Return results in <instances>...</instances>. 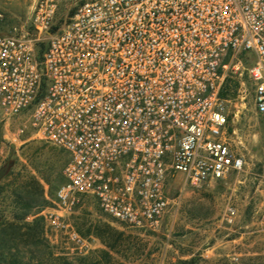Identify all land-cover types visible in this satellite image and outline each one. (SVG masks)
Returning <instances> with one entry per match:
<instances>
[{
	"label": "built area",
	"instance_id": "2783aa9c",
	"mask_svg": "<svg viewBox=\"0 0 264 264\" xmlns=\"http://www.w3.org/2000/svg\"><path fill=\"white\" fill-rule=\"evenodd\" d=\"M228 80L249 83L264 117V0H31L20 28L0 27V125L29 117L69 156L46 229L84 255L66 222L84 197L156 231L173 176L198 189L241 171Z\"/></svg>",
	"mask_w": 264,
	"mask_h": 264
},
{
	"label": "rangeland",
	"instance_id": "374dc122",
	"mask_svg": "<svg viewBox=\"0 0 264 264\" xmlns=\"http://www.w3.org/2000/svg\"><path fill=\"white\" fill-rule=\"evenodd\" d=\"M30 11L31 0H0V27L6 32L20 28ZM232 97L238 106H232L237 117L231 121L236 133L231 132L230 141L245 162L243 169L198 189L185 185L182 175L173 176L167 186L169 210L156 231L119 224L93 197H84L66 216L69 226L87 242L89 250L82 256L106 248L99 234L112 228L142 240L146 254H151L147 264H187L192 259L194 264H264V117L255 109L248 82L239 84ZM20 128H25L22 135ZM68 161L64 150L34 137L29 117L0 125V169L8 167L0 182V223L12 222L20 214L17 194L36 186L42 188L45 200L40 212L52 207L65 182ZM229 208L236 211L232 223L227 220ZM35 211L28 221L40 216ZM46 234L55 256L77 259L63 233L46 229ZM104 236L108 242V234Z\"/></svg>",
	"mask_w": 264,
	"mask_h": 264
},
{
	"label": "trees",
	"instance_id": "16d2710c",
	"mask_svg": "<svg viewBox=\"0 0 264 264\" xmlns=\"http://www.w3.org/2000/svg\"><path fill=\"white\" fill-rule=\"evenodd\" d=\"M239 84L228 80L225 96L232 97ZM22 194H17L21 212L9 223H0V264H147L151 254H146L142 240L126 236L112 228L105 234H99L106 243V248L97 249L87 256H77L70 260L64 256H55L46 234L45 221L42 216H36L32 221L27 217L37 215L44 207L42 188L36 186ZM187 264H194L193 259Z\"/></svg>",
	"mask_w": 264,
	"mask_h": 264
},
{
	"label": "water",
	"instance_id": "95a60500",
	"mask_svg": "<svg viewBox=\"0 0 264 264\" xmlns=\"http://www.w3.org/2000/svg\"><path fill=\"white\" fill-rule=\"evenodd\" d=\"M7 173H8V167H3L0 169V182L7 175ZM0 222H1V217H0Z\"/></svg>",
	"mask_w": 264,
	"mask_h": 264
}]
</instances>
